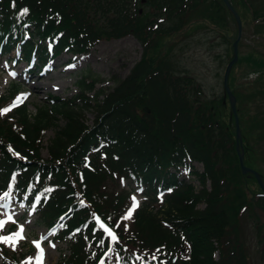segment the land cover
Returning <instances> with one entry per match:
<instances>
[{
	"label": "trees",
	"instance_id": "trees-1",
	"mask_svg": "<svg viewBox=\"0 0 264 264\" xmlns=\"http://www.w3.org/2000/svg\"><path fill=\"white\" fill-rule=\"evenodd\" d=\"M134 1H145L154 12H146L138 19L139 9L131 13L127 8ZM243 1V7L251 15V26L247 25L260 36L264 33V8L257 7L258 0L255 6L250 0ZM209 8L220 12L228 25L225 18L229 12L221 0H131L130 3L129 0H0V44L5 51L11 45H18L24 56L34 49L44 60L49 54L48 46L54 54L63 49L72 54L82 53L97 40L99 28L118 39L130 31L131 22L151 24L150 18H158V24L148 32L141 24L146 36L151 31L159 37L170 36L181 29L192 13L201 11L211 19L214 12ZM24 9L27 13L21 15ZM94 16L105 25L98 26ZM254 52L245 59L238 57V61L247 63L246 69L240 77H232L234 89H229L235 104L239 103L236 114L242 162L258 174L264 185V58ZM230 57L226 56V63ZM170 67L162 64L151 69L146 60H141L122 80V87L108 97L96 90L85 93V82L95 84L99 79L87 68L75 69L69 74L75 77L78 94L64 100L49 97L50 103L32 102L33 111L25 104L9 117L0 115L1 176L11 166L21 164L7 155L6 143L10 142L20 152L31 147L38 155L33 144L40 140L44 130H51L46 144L50 161L38 163L34 158L26 167L27 173L50 171L58 185L38 211L36 223L50 222L65 206H73L78 196L89 209L82 207L74 211L68 229L87 220L90 210L106 219L116 218L112 222L115 224L121 218L118 214L126 190L140 187L147 202L134 212L126 223L128 226L124 222L120 224L127 228L117 230L121 244L115 246L120 255L125 256L126 248L129 253L164 247L174 253L172 264H244L246 257L240 248H235V236L222 235L213 247V230L203 231L210 221H216L220 227L224 223L216 202L206 209L195 208L198 197L205 198L207 193L203 175L212 179L209 188L212 197L217 193L224 195L218 191L219 185L226 188L231 184L232 189L241 186L244 180H253L256 185L253 192L243 191L245 204L251 207L249 217L256 228L261 224L252 208L264 210V196L257 197L260 189L254 177L240 172L234 150V125H228L231 120L233 123L229 108L225 121L220 115L222 102H217L221 106L217 108L212 104L214 100L205 101L207 98L202 97L201 87L193 77L186 73L175 75ZM136 80H141L149 93L132 94L138 87ZM13 90L11 86L8 91ZM221 95L223 98V92ZM88 109L97 114L89 127L82 123V115H76ZM59 117L63 118V126L57 123ZM79 131L82 133L76 138ZM189 159L202 167L196 173L190 165L192 174H197V188L184 177L177 179L178 167L185 168ZM168 186L172 189L158 206L154 191ZM78 231L68 239V254L61 256L58 264H88L91 247L97 248L89 242L88 230V236ZM214 250L218 257L213 261Z\"/></svg>",
	"mask_w": 264,
	"mask_h": 264
},
{
	"label": "rangeland",
	"instance_id": "rangeland-1",
	"mask_svg": "<svg viewBox=\"0 0 264 264\" xmlns=\"http://www.w3.org/2000/svg\"><path fill=\"white\" fill-rule=\"evenodd\" d=\"M226 1L239 15L242 25V31L237 46L236 61L232 63L228 75V78H230L228 89L230 88L233 90L234 84L232 77H240V75L245 72L247 64L246 62L238 61V57L239 59H245L247 55L251 53L255 54L254 50H256L258 52L257 55L264 58V33H261L259 36L251 30V27H249L251 26L249 25L251 15L249 11L243 7V0ZM130 2L131 0H129V3ZM250 3L255 6L257 0H250ZM262 6L264 8V0H258L257 7L261 8ZM127 8L131 13L133 10L139 9L138 14L140 15L138 19H140L146 12H154L153 8L145 1H134V4H130V7ZM209 9L214 12L212 13L211 19H208L205 14H203L204 12L201 11L192 13L187 16L186 23L181 29L170 36L159 37L152 31L146 36L145 31L157 26V18L155 20L150 18L149 21L152 22L151 24L146 22L141 23L142 25H145L143 27L145 28V31L141 30V24L138 22L137 24L131 22L130 31L125 32L118 39L111 38L106 31L99 28L97 40L92 47L89 45L90 48L87 49L88 51L84 54V57L81 59L73 58L74 62H77L83 68H87L89 72L100 81L95 82V84L90 81L85 82L86 87L83 91L96 90L97 93H103V96L107 95L108 97L122 87V80L131 72L136 63L141 62V60H146L151 69H156L163 64L171 66L170 68L176 73L175 75L182 76L186 73L193 77L195 83L199 84L201 87L202 97L207 98L205 101L214 100L212 103L214 107L219 108L222 106L220 115L225 121H228L227 98L226 96L221 98L223 91L222 75L226 65V56L232 54L231 44L234 40L233 37H235V26L230 14L225 18V21L228 22V25L226 26L223 22V18L219 15L220 12L218 13L212 8ZM93 19H97L98 26L105 25L99 17L94 16ZM216 19L218 20L216 21ZM69 56L70 55L67 52H62L55 58V61L58 58L56 62L60 61V66H62L65 61L70 59ZM61 73L62 74H58L57 70H55L53 73L47 75L46 78L42 79V81L35 83L33 88L31 82L27 83V87L33 94L21 90L20 95L23 99L27 100L26 107L28 110H34L31 105L32 102H40V100L45 101L46 94L50 96H58V98H66L73 94H78L79 88L75 85V77L70 75L69 72ZM8 83L9 74L6 72L0 73V89H5ZM136 83L138 87L134 89L132 94L139 92L149 93L148 89L142 87L141 80H136ZM85 93H87V91ZM126 96L127 95L122 96V98ZM212 97L214 98L212 99ZM218 101L222 102L221 106L217 103ZM236 104H238L237 108H239V103L237 102ZM145 108L146 107H144V109ZM76 115L83 116L81 121L87 127L97 119V114L95 113V110L92 109H88L85 112L79 111V114L77 113ZM231 122L232 120L229 121V126L233 125ZM57 123L59 126H63V118L59 117ZM80 132L81 131L78 132L76 138L82 133ZM50 136L51 130H44L40 140L33 144L39 156L44 160L47 159L48 152L46 144L48 143V137ZM233 137L235 139L237 138L235 132ZM237 140V147L234 145V150L236 153H242L240 148V129L239 139ZM48 159H51V157H48ZM251 161L254 163L252 158ZM197 167L198 168L196 169L201 171L202 168L199 167V165H197ZM262 170L264 173V167ZM196 176L197 174H193L190 179L193 186L197 188L199 185L195 179ZM203 176L207 193H204L205 198L198 197L195 208L206 209V207H209L212 203L216 202L218 209L222 210V215L224 216V223L221 227L216 221H210L209 224L204 226L203 231L213 230V232H211V235H214V238H211L213 247H215L214 243L217 240H221L222 235L228 237L235 236V248H240L244 257H246L244 264H264V239L261 240V242H258L259 237L264 238V225L260 223L261 226L259 225L258 228L254 227V222L249 217V211L251 208L249 203H247V209L244 208L241 210V207L244 206L245 203L244 191L253 192L256 186L254 181L244 180L241 182V186L237 185L232 189L231 184L226 188L223 184L219 185L218 191H222L224 195L217 193L216 196L212 197L211 192L208 190L212 184V179L207 175ZM246 188H248V190ZM202 200H204V202ZM19 212L20 210L16 211L15 209L11 212L0 210V216L2 217L5 227H7L8 222H10V224L11 222L14 223V227H11L10 229L6 228L7 231H3V234H5L4 236H13V233L20 231L21 227L23 229L21 232L23 239L13 236L14 243L4 242V249L6 250L8 247L14 246L18 243L20 244L18 249L23 253L24 259L27 257L26 261L28 264H38V249L36 247V243L38 242L40 248L43 249L42 264H58L59 256L66 252L64 243L59 242L58 244H55L49 241L46 238L48 234L45 233V228H42L39 225L27 227V223H31V225L33 223L31 220L29 222L28 217L24 220L16 219ZM256 212L260 221L264 223V218L260 217V215L264 213L260 211ZM229 224L231 227L228 226ZM45 238L46 241H44ZM259 252L262 253L261 257L259 256ZM211 257L213 261L218 257L216 250L213 251Z\"/></svg>",
	"mask_w": 264,
	"mask_h": 264
},
{
	"label": "water",
	"instance_id": "water-1",
	"mask_svg": "<svg viewBox=\"0 0 264 264\" xmlns=\"http://www.w3.org/2000/svg\"><path fill=\"white\" fill-rule=\"evenodd\" d=\"M222 2L224 3V5L227 8V10L229 11V13L232 15V17L234 19L235 26H236V35H235V38L231 44L232 58L225 65V68L223 71V76H222V87H223V90H224L226 96L228 97V102L230 100L229 108H230L231 114L233 115V118H234L235 133H236V137H237L236 139H238L239 134H238V127H237V118L235 115L234 98L231 95L230 91L228 90L227 77H228L229 70H230L232 63L236 61L237 43H238L240 35H241V24H240V20H239L237 13L231 7V5H229V3L226 0H222ZM237 154H238V163H239L240 170L242 173H245L247 171V169L242 164V155L240 152ZM251 173L254 175L255 180H256L257 184L259 185L260 189L264 192V187L262 186L257 174L253 171H251Z\"/></svg>",
	"mask_w": 264,
	"mask_h": 264
},
{
	"label": "snow or ice",
	"instance_id": "snow-or-ice-1",
	"mask_svg": "<svg viewBox=\"0 0 264 264\" xmlns=\"http://www.w3.org/2000/svg\"><path fill=\"white\" fill-rule=\"evenodd\" d=\"M26 13H27V9H24V10H22L21 15L26 14ZM16 99H17V101H19L21 98L20 97H17ZM15 106H16V102L14 101L11 107H15ZM9 110H10V108H4V109L0 110V113H6ZM4 195L7 196L8 193H5ZM131 199L133 201L132 206L129 209L128 213L123 217V219H129L131 217V215H132V211L136 207H138V203L136 201V198L135 197H132ZM9 219H11V218H9ZM3 223H4L3 221H0V226H2ZM22 230L23 229L21 227L20 231L13 233V236H16V237H19L20 239H23V236L21 235ZM105 231H109V230L108 229H105ZM109 235H112V233L110 231H109ZM13 236H3V237H0V242H12V243H14ZM113 239H115V236H113ZM101 243H103V241H101ZM36 247L38 249V264H42V260H43V249L40 248V244L38 242L36 243Z\"/></svg>",
	"mask_w": 264,
	"mask_h": 264
},
{
	"label": "bare ground",
	"instance_id": "bare-ground-1",
	"mask_svg": "<svg viewBox=\"0 0 264 264\" xmlns=\"http://www.w3.org/2000/svg\"><path fill=\"white\" fill-rule=\"evenodd\" d=\"M229 104H230V100H229Z\"/></svg>",
	"mask_w": 264,
	"mask_h": 264
}]
</instances>
